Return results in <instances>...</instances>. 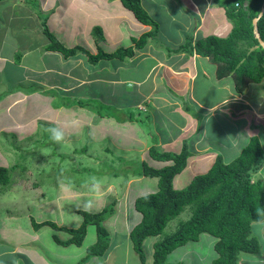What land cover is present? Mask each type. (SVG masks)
I'll return each instance as SVG.
<instances>
[{"label":"rangeland","instance_id":"1","mask_svg":"<svg viewBox=\"0 0 264 264\" xmlns=\"http://www.w3.org/2000/svg\"><path fill=\"white\" fill-rule=\"evenodd\" d=\"M62 1L29 0V5L42 11L40 21L42 20L43 26H45L46 21L49 28L69 47L81 45L86 48H95L102 40V45L104 42L107 45L103 49L107 52H113L119 47L132 46L131 34L139 37L145 31L153 28L137 27L139 20L136 19L132 11L124 7L120 0H114V4H110L106 0H95L94 3L90 0H80L76 6L72 7H76L77 14L81 16L83 32L70 26V24L64 27L59 26L55 24V20L57 23L61 22L60 19L72 20L74 11L68 10L66 5L61 4V8L55 10L56 14H54V10H47L45 5L50 6ZM145 1L148 8L146 10L161 26L158 38H151L154 43L149 39L148 44L152 50L159 44V55L165 57L171 55L173 58L175 53H182L181 51L177 52L176 49L185 40L187 41L188 37L192 36L194 40L199 38L200 35L195 33L194 35H183L185 29L191 27L195 21L194 19L193 21L191 19L186 21L185 13H188V10L194 11L190 3L185 0ZM122 8L125 10V15L120 18ZM214 10L217 11V9ZM195 13H193V17L196 16ZM95 22L97 23L92 25ZM97 26L102 28L101 35L94 31ZM189 33L193 32L188 30L187 34ZM21 38H25V36H21ZM181 41L183 43L179 44ZM25 44L27 42L21 43V46ZM78 56L83 58L86 55L78 53L65 60L62 54L59 55V62L56 63L58 67H64V62L76 61ZM124 60L131 62L130 58ZM105 61L109 62V72L114 76L113 71L117 66L115 61L108 59ZM68 65L71 63L69 62ZM73 66L75 67L74 64ZM97 71L98 69H96ZM100 71L108 73L106 69ZM128 75H137V72ZM128 75L127 73L124 74L127 77ZM124 86L128 87L129 84L116 85V93L119 94ZM101 89L102 86L99 92ZM85 90L89 96L81 99H73L70 96H55L54 99L49 97L50 100L47 104L66 105L77 100L80 106L86 105L73 114H66V110H61L56 119L61 121L60 123H55L56 120L53 121L48 116L45 118V115L44 118H36L20 129L11 127V118L0 116V122H6L9 125L8 128H11L5 132H0V166L7 167L10 176L9 183L0 185V241H8L10 248L18 243V250L14 252L16 254L10 252L6 245V248H2L3 255L0 257L8 262L11 261V264H14L15 260L18 262L29 261L26 264H33L30 260L36 251L48 257L53 264H152L154 243L160 237H148L145 240L144 249L147 260L143 263L133 249L130 231L140 222L142 217L135 208L136 199L156 192L159 180L155 177L146 176L132 178L127 172L131 168L136 169L138 164L141 168L143 160L155 168L167 164L154 160L147 153L151 142L161 141L160 144L163 147L154 145L160 152H169L165 150H170L175 153L180 152L186 143L189 149L191 148L193 153L197 154V157L193 156L189 167L174 179L175 188L182 189L192 180L193 175L208 171L216 153L222 154L224 160L229 162L240 153L243 145L249 141V137L244 134L240 126L236 127L235 130L229 129L231 133L228 136L221 133L219 128L226 130L229 124L233 125L229 123L232 120L228 117L225 119L221 113L225 107L217 106V109L214 107L211 112H207L210 117L219 116L212 125H209L208 136H210L211 146H208L209 141L201 140L199 132L194 135L191 131L192 124L195 121L198 123L200 120L201 130L205 119V113L201 110H199L200 112L197 111L191 102L185 103L183 100L173 98L171 103L166 102L164 107L166 109L160 108L161 116L155 115L157 108H154L150 112L146 111L149 113L147 117L141 112L145 111L147 106L140 104L137 105V111L140 110V112L136 114L140 119H136L135 113L132 111L135 121H131L127 118L129 115L127 111L119 108L121 103L100 101L99 96H93L91 86L90 89L85 87ZM45 95L49 96L48 94ZM174 95H176L175 92ZM120 97L128 98L126 96ZM151 98L156 99L157 96H151ZM235 99L226 109H236L237 113L240 114L239 118L244 121L241 124L252 121L259 124L262 123V120L264 121V115L258 112L259 109L253 102L249 101L250 107H245V105H240V101H237L238 98ZM247 99L253 100L254 97H247ZM175 101L178 102L179 106H176ZM249 102H247L248 105ZM29 105L32 106L31 101H29ZM41 105L43 106V104ZM36 106L34 105V108L30 110L33 112ZM90 106L94 107L97 117L91 116L93 111H88ZM182 108L188 111L185 114L189 117L186 118L195 121H190L189 125L186 121L185 124V116L179 112L182 111ZM11 113L17 114L14 109ZM30 113L31 111L28 114ZM124 114L127 115L126 118L123 117ZM252 114H256L258 117L256 118ZM201 116L202 119H200ZM253 117L254 120H252ZM118 118L122 120L121 123L115 121ZM70 120L74 121L72 124H67V127L65 123H69ZM56 124L65 129L66 140L63 144L50 141L46 132L49 126ZM253 131L256 132L257 129ZM163 148L166 149L163 150ZM61 154H66V156L63 157ZM85 167H87L86 172H81ZM189 179L191 180L189 181ZM129 180L131 182H128ZM97 184L98 189L94 190V185ZM113 202L114 205L111 206L114 211L104 220L110 233V247L102 258L89 257L88 255L89 247L95 245L98 239L97 228L94 224L88 226L87 235L80 247L75 244L65 247L55 240L54 233L60 239L65 240L67 238L64 230L54 231L51 227L45 226L36 232L31 228L33 218L37 221L38 218L36 217H40L38 214L40 211H46L42 219L48 217L61 224L68 219L70 224L77 226L82 221V217L77 214V209L95 208L97 210L99 207L108 206ZM180 216L188 217V211ZM179 223V218L171 220L166 232H174ZM252 229L254 234L261 239L263 245L261 249L263 252L261 251V253H264V221L254 222ZM35 233H38V237H35ZM216 241L214 236L203 233L199 241H191L171 252L167 261L169 263L182 262L183 264H213V260L218 257L214 249ZM52 254H56L55 257ZM60 254L67 257L62 259ZM255 258L257 256L253 254H242L240 264H264V258ZM2 263L0 262V264Z\"/></svg>","mask_w":264,"mask_h":264},{"label":"trees","instance_id":"2","mask_svg":"<svg viewBox=\"0 0 264 264\" xmlns=\"http://www.w3.org/2000/svg\"><path fill=\"white\" fill-rule=\"evenodd\" d=\"M121 1L141 23L153 26L152 30L139 37H133L132 46L119 47L113 52H107L99 47L97 53L81 45L69 47L55 36L45 21V34L51 40L46 48L63 54L65 58L83 53L92 64L106 59L124 60L133 57L135 50L145 47L150 38H158L159 24L143 7L142 0ZM212 1L215 5L225 8L228 19L233 23L232 31L226 37L209 35L195 42L192 37H188L176 51H183L188 55L196 52L210 57L217 65V77L232 76L237 92L244 94H248L249 91L254 92L256 85L257 93L264 96V48L255 36L253 23L254 18L259 15L264 6V0ZM257 25L264 40V13ZM101 30L99 26L94 28L97 33H101ZM204 115L201 130L200 120L194 135L198 132L201 135L202 132L210 138L209 125H212L219 116L210 117L206 113ZM239 116L238 113L231 114V117L242 125L244 121H241ZM229 123L234 124V121ZM224 125L227 124L224 123ZM234 125L239 127L237 123ZM227 128L226 130L219 128V130L227 136L231 133L229 129L235 130V127L230 124ZM250 129L251 131L258 129L260 132L249 137L248 143L243 145L234 159L227 162L222 154L216 153L208 171L195 175L182 189L175 188L174 179L185 170L189 159L197 155L186 143L183 149L176 153L160 152L153 145L149 151L150 157L167 164L155 168L143 160L141 168L138 164L136 169L131 168L127 172L136 176L157 177L159 180L156 192L137 198L135 203L142 217L131 230L130 238L134 251L143 263L147 260L144 242L148 237H160L154 243L152 264H183L182 262L169 263L168 255L191 241H199L203 233H208L217 239L214 249L218 257L213 260V264H240L242 254L264 255L261 253L262 241L252 229L254 222L264 221V124L252 122ZM203 140L205 141V138ZM154 143L156 145L157 141ZM61 155L66 156V154ZM86 169L87 167L81 172L85 173ZM9 180V169L0 166V185H6ZM111 205L113 206L114 202L99 211L77 209L76 211L83 216L77 228L59 226L51 220L38 223L33 219L32 224L35 229L50 225L55 229L65 230L71 233L72 237L63 241L55 235L56 240L64 245L74 243L78 246L83 244L88 226L94 224L98 239L95 245L89 247L88 255L102 257L110 246V233L104 220L114 211ZM257 208L261 209L260 216ZM186 211L189 216L181 217L180 215ZM175 218H179V226L174 232L167 233L166 229L170 221Z\"/></svg>","mask_w":264,"mask_h":264},{"label":"crops","instance_id":"3","mask_svg":"<svg viewBox=\"0 0 264 264\" xmlns=\"http://www.w3.org/2000/svg\"><path fill=\"white\" fill-rule=\"evenodd\" d=\"M78 1L80 0H63L60 3L57 2L56 4L45 6L47 10L53 9V13L56 14L55 10H59L61 4L66 5L68 10L74 11L73 19H60V23H57L55 20V24L59 26L62 25L63 27L70 24V26L76 27L80 32H83V21L81 16L77 14V8L72 7L76 6ZM90 1L94 3L95 0ZM106 1L110 2V4H114V0ZM185 1L190 3L194 8V11H189L187 9L188 13H185L186 21L188 22V19L192 21L194 19L195 21L191 27L185 29L186 31L183 35L188 36L194 35L195 33L200 35L199 38L209 35L226 37L232 31L233 25L226 15L225 8L222 6L215 5L212 0ZM142 5L145 9H148L145 0H142ZM214 9H217V11ZM124 11V8H122V14L119 15L120 18L124 17ZM41 12L42 11H39V9H35L29 5V0L0 1V116L12 119V123L10 124L11 127L21 129L23 128L22 126H26L36 118H44L45 115V118L50 117L51 120L54 121L57 119L61 110H66V114H73L75 111L83 109L86 105L83 107L82 105L80 106L77 100L66 105H53L47 103L50 100L49 97H53L54 99L55 96H70L73 99L85 98L89 96L85 87L90 89L91 86L93 96H99L98 99L100 101L106 103L110 101L121 103L119 108L123 111H127V114H129L128 117L126 114H124L123 117H127L131 121H135L132 111H137V105L145 104L147 106L145 111H141L146 117L149 115L148 112L154 108H157L155 110V115L161 116L162 112L160 108H164L166 102L171 103L173 98H176V100L183 99V101L191 102L197 111H202V108L209 109L216 107L217 109V106H221L222 108L225 107V110L221 112L222 115L225 118H230L232 122L234 121V124H239L238 126L241 127L245 135L250 137L260 132V130L256 132L251 131L252 129H250V126L253 121L240 125V123L237 122L238 120L236 121L235 118L233 119L231 117V114H237V111L234 108L227 110L226 107L229 106L230 103H233V101L236 100L235 98H238V100L241 98L244 99L245 95L237 93L234 78L232 76H227L223 79L217 78V65L212 62L209 57L198 55L195 52L192 55L182 52L175 53L173 58L171 55L165 57L159 55L160 45L157 44L154 50L151 49V46L148 47V45L144 49L138 50L136 55L130 58L131 62L112 59L115 61V65H117L113 71V74H115L114 76L109 72L108 61L101 60L96 64H92L87 56L83 58L78 56L76 61L70 60L69 62L71 65H68L69 62L63 61L65 66H59V68L56 62H59V55L61 56L62 54L46 48L51 43V40L45 34L42 20L40 21ZM194 12H196V16L193 17ZM96 23L97 22L92 25ZM138 23L139 25L137 27H142L143 29L146 27L151 29L153 27L140 22ZM160 27L159 24V30ZM188 30L193 33L187 34ZM52 32L58 38L56 33L54 31ZM177 34L180 35L179 33ZM21 36H25V38H21ZM130 36H132V38L135 37L134 34ZM60 41L64 43L62 40ZM183 41L179 44H182ZM24 42H27V44L21 46V43ZM100 42L101 43H98L95 48L90 47L87 49L96 53L99 47H107L105 42L104 45H102V40ZM151 42L154 43L152 40ZM64 59L68 60V58ZM96 69H98L97 72ZM103 69H106L108 73L100 71ZM132 72H137V75H128ZM125 73H127L128 77L124 76ZM127 83L129 86H124V89L117 94L115 86L122 84L126 85ZM101 86L102 89L99 92ZM257 91L258 89L254 88V92L249 91L246 96H257V100L255 99V106L259 109L258 112L264 115V96H262V94L259 95ZM174 92L176 95H174ZM120 96H126L128 98H122ZM151 96H157V98L153 99ZM29 101H31L32 106L29 105ZM35 101L38 102L35 103ZM175 102L177 103L176 106H179L178 102ZM41 104H43V106ZM34 105L37 106L32 112L30 109H33ZM240 105H243V102H240ZM12 109L17 112L16 115L11 113ZM29 111H31V115L28 114ZM88 111H93L91 116L97 117V112L94 110V107L92 108V106H90ZM179 112L185 116V124L186 121L188 122L187 125H189L190 121H195L186 118L189 116L185 114L187 112H185L183 108L182 111L180 110ZM80 116L82 115L80 114ZM84 117L87 118L86 115H84ZM24 118L26 119L24 120ZM174 119L176 120V117H174ZM73 121L74 120H70L69 123H65V125L72 124ZM115 121L118 123L122 122L119 118ZM56 122L60 123L61 121L56 120L55 123ZM195 124L196 121L192 124V129L196 128ZM8 126L6 122H0V132L10 130L11 128H8ZM234 127L236 129L235 125ZM204 132L205 134L207 133L206 129ZM200 138L201 140L205 138L207 142L209 141L208 146H211L210 138L204 135V133H201ZM160 143L161 141L157 142V145L163 147ZM154 144V142H151L149 148ZM191 179H189V181ZM45 212H38L40 217L38 216L37 218L41 219L44 217ZM65 222L70 224V220L68 219ZM31 228L33 229V225ZM35 237H38V233H35ZM6 245L8 249H10V252L16 254L14 252L18 250V243H16L15 246L12 245L14 247L11 246L12 248H10L9 242L3 240L0 241V255H3L2 248H6ZM55 255L56 254H52L53 257H55ZM60 257L65 259L67 256L60 254ZM262 258H264V255L257 256L255 259ZM30 261L33 264H53L49 261L48 257L37 251ZM0 262H3L2 264H11V261L8 262L1 259V257ZM26 262L28 263L29 261ZM26 262H18L15 260L14 264H26Z\"/></svg>","mask_w":264,"mask_h":264},{"label":"clouds","instance_id":"4","mask_svg":"<svg viewBox=\"0 0 264 264\" xmlns=\"http://www.w3.org/2000/svg\"><path fill=\"white\" fill-rule=\"evenodd\" d=\"M245 5H247V3L245 4ZM224 8V7H223ZM263 8V7H262ZM261 8V9H262ZM261 12V11H260ZM140 22V21H139ZM141 23V22H140ZM143 24V23H142ZM146 25V24H145ZM151 26V25H150ZM153 29V28H152ZM151 29V30H152ZM150 31V30H149ZM145 32H147V31H145ZM144 32V33H145ZM142 35V34H141ZM190 37H192V36H190ZM193 38V37H192ZM151 39V38H150ZM153 39V38H152ZM151 39V40H152ZM199 39V38H198ZM194 40V39H193ZM133 41V40H132ZM150 41V40H149ZM196 40H194V42H195ZM132 44H133V42H132ZM148 44H149V42H148ZM147 44V45H148ZM146 45V46H147ZM145 46V47H146ZM145 47H143V48H139V49H136L135 50V52H137L138 50H142V49H144ZM181 52H183V51H181ZM97 53V52H96ZM183 53H185V52H183ZM196 53V52H195ZM197 54V53H196ZM135 55H136V53H135ZM134 55V56H135ZM192 55V54H191ZM198 55H200V54H198ZM133 56V57H134ZM202 56V55H201ZM128 58H132V57H128ZM210 58V57H209ZM218 78V77H217ZM225 78V77H224ZM218 79H223V78H218ZM256 86V85H255ZM255 88V87H254ZM237 91V90H236ZM238 94H244V93H239V92H237ZM245 95V96H244ZM243 96H244V99H239L238 101H240V102H243V105H245V107H250V102L249 101H251V102H253L254 104H255V99L257 100V96H252V97H254V99L253 100H250V99H247V97H249V96H246V93L244 94ZM252 97H249V98H252ZM183 100V99H182ZM185 103H186V101H184ZM239 102V103H240ZM247 102H249V105L247 104ZM184 109V111L185 112H187L188 113V111H186L185 110V108H183ZM212 109L213 108H209V109H206V108H202V111L203 112H205L207 115H208V113L207 112H211L212 111ZM213 111H216V110H213ZM137 112V111H136ZM136 112H134L135 113V115H136ZM140 112V111H139ZM253 115V114H252ZM253 116H255L256 118L258 117L256 114H254ZM136 119H140L139 118V116H137L136 115V117H135ZM253 120H254V117L252 118ZM254 122V121H253ZM262 123L261 124H264V121L262 120L261 121ZM256 124H258V123H256ZM196 126H197V123L195 124ZM184 127V126H183ZM192 129V128H191ZM191 129H189V130H191ZM258 130V129H257ZM191 131H193V133L195 134V132L197 131V127L195 128V129H192ZM46 132L48 133V136H49V140L50 141H52V142H54V143H56V144H63L64 142H65V140H66V132H65V129H64V127H62V126H60L59 124H56V125H54V126H49L47 129H46ZM201 132V131H200ZM202 133V132H201ZM256 134V133H255ZM254 135V134H253ZM192 138H193V136H191ZM155 145V144H154ZM156 145H157V143H156ZM163 150H165V148H163ZM149 151H150V148H149ZM148 151V152H149ZM165 151H169L170 152V150H165ZM150 154V153H149ZM194 156V155H193ZM192 156V157H193ZM192 157L189 159V161H188V165H187V167L185 168V170L189 167V165H190V161L192 160ZM167 163V162H166ZM169 163V162H168ZM184 170V171H185ZM128 175H130L132 178H140V177H138V176H136V175H134V176H132L131 174H128ZM195 176V175H194ZM146 177H150V176H146ZM155 178H157V177H155ZM128 182H131V180H129ZM96 189H98V184L97 185H94V190H96ZM135 203H136V201H135ZM104 207H106V206H103V207H99V209H97V210H95V208H91V209H89V208H81L82 210H91V211H99V210H101V209H103ZM136 208V207H135ZM257 210V212H258V214H259V216L262 214L261 213V209L260 208H257L256 209ZM77 214L78 215H80V217H82V220H83V216L79 213V212H77ZM37 218V217H36ZM34 219V218H33ZM42 219V218H41ZM37 220L36 222H38V223H42V222H45V221H48V220H51V221H54V222H56L59 226H66V227H68V228H77V227H79V225H77V226H75V224H68L67 222H63L62 224L60 223V222H58V221H56V220H53V219H49L48 217H46V218H43L42 220ZM35 220V219H34ZM67 221V220H66ZM82 222V221H81ZM80 222V223H81ZM33 224H31V226H32ZM45 226H48V227H51L50 225H44L43 227H45ZM43 227H41V228H43ZM40 228V229H41ZM54 231L56 230V231H58L59 229H55V228H53V227H51ZM33 229L34 230H36V231H38L39 229H35L34 228V226H33ZM133 229V228H132ZM131 229V230H132ZM62 230V229H61ZM65 231V230H64ZM66 232V239L65 240H68L70 237H72V234L71 233H69V232H67V231H65ZM131 232V231H130ZM55 235H56V233H54V238H55ZM86 235H87V233H86ZM86 235H85V237H86ZM57 236V235H56ZM60 239V238H59ZM55 240H56V238H55ZM60 240H63V239H60ZM65 240H63V241H65ZM58 242V241H57ZM58 243H60V242H58ZM62 244V243H61ZM72 244H74V243H72ZM64 245V244H63ZM71 245V244H70ZM76 245V244H75ZM65 246H69V245H65ZM78 246V245H77ZM80 246H82V245H80ZM79 246V247H80ZM110 247V246H109ZM109 249V248H108ZM134 249V248H133ZM108 251V250H107ZM107 253V252H106ZM93 257H96V256H93ZM98 258H102V257H99V256H97Z\"/></svg>","mask_w":264,"mask_h":264},{"label":"water","instance_id":"5","mask_svg":"<svg viewBox=\"0 0 264 264\" xmlns=\"http://www.w3.org/2000/svg\"><path fill=\"white\" fill-rule=\"evenodd\" d=\"M263 13H264V6H263V8L261 9V12L259 13V15L256 17V18H254V20H253V23H254V32H255V36H256V38L258 39V41H259V44L264 48V40L262 39V37H261V35H260V33H259V30H258V20H259V18L263 15Z\"/></svg>","mask_w":264,"mask_h":264}]
</instances>
